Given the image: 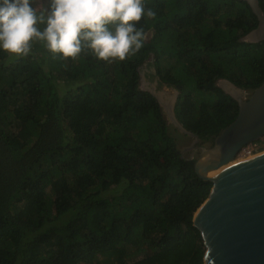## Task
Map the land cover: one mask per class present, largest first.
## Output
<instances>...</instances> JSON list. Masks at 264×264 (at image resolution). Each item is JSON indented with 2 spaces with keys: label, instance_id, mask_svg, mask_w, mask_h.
<instances>
[{
  "label": "trees",
  "instance_id": "obj_1",
  "mask_svg": "<svg viewBox=\"0 0 264 264\" xmlns=\"http://www.w3.org/2000/svg\"><path fill=\"white\" fill-rule=\"evenodd\" d=\"M36 2L39 15L51 0ZM145 5L155 19L137 24L144 46L124 61L65 58L38 39L39 54L0 50V264H204L194 215L213 183L182 157L139 71L153 55L182 90L177 118L212 145L239 112L217 81L260 86L264 41L243 40L259 23L245 0Z\"/></svg>",
  "mask_w": 264,
  "mask_h": 264
},
{
  "label": "water",
  "instance_id": "obj_2",
  "mask_svg": "<svg viewBox=\"0 0 264 264\" xmlns=\"http://www.w3.org/2000/svg\"><path fill=\"white\" fill-rule=\"evenodd\" d=\"M258 17V26L243 40L264 41V10L259 0H245ZM156 72V70L154 71ZM142 81L145 77L142 75ZM228 81V80H227ZM220 82H226L221 79ZM155 80L149 90L158 100L168 122L181 133L194 137L187 149L194 148L201 138L188 130L177 118L175 106L180 90L163 86L157 90ZM225 90L236 99L239 112L234 121L227 125L210 147L200 146L189 159H194L197 175L213 183L208 198L194 215V225L200 230L206 251L204 264H264V151L241 159L225 167L216 175H210L236 159L247 144L264 136V82L248 99H243L241 89L230 84ZM186 150V149H185Z\"/></svg>",
  "mask_w": 264,
  "mask_h": 264
},
{
  "label": "clouds",
  "instance_id": "obj_3",
  "mask_svg": "<svg viewBox=\"0 0 264 264\" xmlns=\"http://www.w3.org/2000/svg\"><path fill=\"white\" fill-rule=\"evenodd\" d=\"M33 4L34 0H0V50L24 57L38 39L65 58L87 49L102 61H124L144 46V29L137 24L143 17L156 16L145 0H51L39 15ZM38 23L45 24L43 31Z\"/></svg>",
  "mask_w": 264,
  "mask_h": 264
},
{
  "label": "rangeland",
  "instance_id": "obj_4",
  "mask_svg": "<svg viewBox=\"0 0 264 264\" xmlns=\"http://www.w3.org/2000/svg\"><path fill=\"white\" fill-rule=\"evenodd\" d=\"M37 2H36V6H38V7H40V6H42L43 5V0H36ZM39 11H40V9H39ZM39 13V12H38ZM151 33L150 34H148L147 35V39H150L151 38ZM31 52H34V53H36V54H39V53H41L42 52V48L41 49H36V48H33V49H31ZM153 62H154V56L153 55H151V57H149V59H147V65H146V67H148V69H150V70H152V72L153 73H155L154 71L156 70V68H155V65L153 64ZM151 64V66H149ZM143 75H144V77H145V82H143L142 83V85L145 87V88H149L150 87V84L151 83H153L154 81H155V79H157V81L159 80V78H155L154 79V81L152 80V79H147V77H146V75H145V73H143ZM159 82V81H158ZM156 87H157V85H156ZM160 91V90H159ZM202 94V93H201ZM206 96H208V95H198V98H203V99H205V97ZM191 141H192V137H190V136H183V135H179L178 136V147L180 148V149H182L183 147H188V145L191 143ZM210 143L208 142V143H206V144H204L205 146H208ZM251 147H253L254 148V152H252V154H257V153H259V152H262V151H264V136L263 137H261L260 139H259V141L257 142V143H255V144H252L251 145ZM186 149V148H185ZM190 150H188V149H186L185 150V156L187 157V156H189L190 155ZM245 156V155H244ZM196 157V156H195ZM241 157L242 158H245V157H243V154H241V151L239 152V154L237 155V157H236V160H238V158H240L241 159ZM248 157V156H247ZM118 193H119V189H114V190H111L110 192H109V194H111V195H118Z\"/></svg>",
  "mask_w": 264,
  "mask_h": 264
},
{
  "label": "flooded vegetation",
  "instance_id": "obj_5",
  "mask_svg": "<svg viewBox=\"0 0 264 264\" xmlns=\"http://www.w3.org/2000/svg\"><path fill=\"white\" fill-rule=\"evenodd\" d=\"M147 60L145 61V63L141 66V68H140V71H139V73H145V75H146V77H147V79L149 78V79H152L153 81H154V79L155 78H159V82L157 83V90L159 91H161L162 89H163V86L164 85H167V86H169L170 88L172 87V85H169L168 83H165V82H163L161 79H160V76L158 75V73H153L152 72V70H150V69H148V67H146V65H147ZM149 66H151V64L149 65ZM156 68V67H155ZM222 79H225V78H222ZM155 80H157V79H155ZM220 80L221 79H219L218 81H217V85L218 86H220L224 91L225 90H229L230 89V86H229V84L227 83V82H229L230 84H234L236 87H238L239 89H241L243 92L241 93V95H242V97H243V99H248L251 95H252V93L254 92V90L256 89V88H253V89H245V88H242V87H240V86H237L235 83H233L232 81H230V80H228V79H225L226 80V82H220ZM228 80V81H227ZM140 86L142 87V83H143V81H142V79H141V81H140ZM181 90H180V93H179V96H178V100H180V97L182 96V94H181ZM225 93H226V91H225ZM228 94V93H227ZM176 104H177V102H176ZM176 107V106H175ZM171 125H173V124H171ZM174 126V125H173ZM175 127V126H174ZM179 131V130H178ZM180 132V131H179ZM181 133V132H180ZM179 135H183V136H188V135H185V134H183V133H181V134H179ZM191 137V136H190ZM193 141H194V137H192V141H191V143L188 145V147L189 146H191V144L193 143ZM200 142H201V140H200ZM200 142H198V144L194 147V148H198L197 149V151H195V156H197L198 154H199V151H200V146L202 145V144H200ZM204 145V144H203ZM205 146V145H204ZM211 146V144H209L208 146H206V147H210ZM185 148L186 147H183L182 149H181V155H182V157H184L185 156ZM194 148H191V149H188V150H190L191 152H190V155L189 156H187L188 157V159L191 157V154H192V152L194 151ZM187 149V148H186Z\"/></svg>",
  "mask_w": 264,
  "mask_h": 264
},
{
  "label": "bare ground",
  "instance_id": "obj_6",
  "mask_svg": "<svg viewBox=\"0 0 264 264\" xmlns=\"http://www.w3.org/2000/svg\"><path fill=\"white\" fill-rule=\"evenodd\" d=\"M254 154H250V155H243V157H245V158H248V157H251V156H253ZM248 156V157H247ZM245 158H242L241 157V159H245ZM240 158H238V160H233V161H231V162H225L224 163V166L222 167V168H220L219 170H217V171H213V172H211L210 173V175H212V176H214V175H216L217 173H219L220 171H222V169H224L225 167H228V166H230V165H232V164H234V163H236L237 161H240L241 160Z\"/></svg>",
  "mask_w": 264,
  "mask_h": 264
},
{
  "label": "built area",
  "instance_id": "obj_7",
  "mask_svg": "<svg viewBox=\"0 0 264 264\" xmlns=\"http://www.w3.org/2000/svg\"><path fill=\"white\" fill-rule=\"evenodd\" d=\"M258 141H259V140L254 141V142H251V143L247 144L246 146H244V147L241 149V154H243V155H250V154H252V152H254V151H253L254 148L251 147V145L257 143Z\"/></svg>",
  "mask_w": 264,
  "mask_h": 264
}]
</instances>
